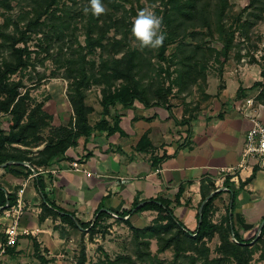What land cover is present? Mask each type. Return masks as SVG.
Masks as SVG:
<instances>
[{
	"label": "trees",
	"instance_id": "trees-1",
	"mask_svg": "<svg viewBox=\"0 0 264 264\" xmlns=\"http://www.w3.org/2000/svg\"><path fill=\"white\" fill-rule=\"evenodd\" d=\"M8 8L11 7V1L0 0ZM30 3L33 12L28 16L19 18L15 23L13 34H4L0 31L2 43L0 49L7 51L8 57L2 61L0 66V111L11 116V127L8 132L0 131V167L5 166V170L13 173L15 176H29L32 169L21 164H9L10 162H28L36 171L39 168H48L59 157L76 147L81 138H89L94 133H104L110 137L120 132V115L118 107L133 108L136 103L142 104L145 108L165 106L170 109L172 106L164 104L160 96L156 99L150 98L153 92L154 84L146 82L148 73H144L145 65L151 66L152 61L144 56L138 48H130L128 40L129 29L126 23L127 11L116 2V0H102L106 9L100 17L92 16L93 29L89 32L86 46L83 50L86 52L81 58L68 62L67 74L65 78L69 81L68 98L73 109V120L68 126L57 130L56 135L45 141V148L37 156L28 155L22 152L14 145L29 146L32 143L44 142L38 132L48 125L51 117L43 111V104L35 106L30 104V94L23 92L24 84L11 80V77L19 71L28 69L30 66L29 49L20 48V44L27 45L31 41L32 34H45V28L50 31L51 37L58 34V27H68L69 20L73 19L70 15V6H66L65 16L62 9L59 8L61 0H20ZM89 4V0H86ZM164 3V16L166 19V28L168 33L161 48L158 50V58L161 62L168 64L166 56L167 48L170 45H176L174 56L180 58L178 69L174 71L177 76L173 85L179 89L186 88L198 82L201 75L198 54L200 46H193V42H188V37L197 35L193 29L199 27L213 31L212 24V4L217 3L221 12L227 7L228 0H161ZM77 4V0H69ZM262 0H251L250 8L260 9ZM88 6V5H87ZM83 13V8L80 10ZM30 15H32L30 17ZM27 20L26 24L21 22ZM114 30L116 36L110 37L109 33ZM191 31V32H190ZM63 32V30H62ZM190 32L189 35H187ZM64 33V32H63ZM97 35V37H95ZM121 36L118 39V36ZM61 39V37H60ZM100 51V63L95 60H87L88 55ZM163 70V69H162ZM169 72V70H168ZM92 85L104 87L102 106L104 108L103 118L95 125L90 123L89 116L94 109L87 104V92ZM259 85V84H257ZM172 88L168 93H171ZM261 99H264V91L261 93ZM116 110L115 115H111L112 110ZM186 112V111H185ZM41 145V144H40ZM151 147L147 136H143L137 146L139 152H145ZM159 162V159L155 160ZM156 164V163H155ZM259 168H255L252 176L243 184H251L257 176ZM242 185V186H243ZM39 187L45 198L42 204L43 213L41 220L47 217H59L62 223L70 228L81 230L84 234L87 232L90 236L97 233L105 220L113 219L110 212L98 210L95 219L89 222H83L76 219V213L67 211L58 207L55 203L49 201L46 188L42 180H39ZM180 190L174 201L164 198H157L145 201L143 205L135 202L132 209L124 210L118 215V220L130 226L136 244V257L142 263L157 261L153 257L150 247L151 239H157L159 253L168 250H174L175 263L180 264H249L251 256L254 254V248L251 243L256 237L244 240L234 229L232 220L233 215H227L221 222L213 221L215 201L220 197V193L215 194L203 206L202 212L197 215L198 225L193 231L189 230L175 216V209L182 205ZM207 196L203 195L202 203ZM235 199V196H233ZM16 194L8 193L0 184V213L7 205L10 207L17 204ZM234 203L230 210H233ZM154 211L156 218L150 226L145 228L135 227L129 219L133 215ZM200 219V220H199ZM264 221V219H263ZM216 235L221 238L220 253L223 258L210 259L205 256L204 260H197L195 256L188 253H196L202 256L200 246H206V240L213 239ZM234 238L235 241L232 240ZM264 238V227L259 236L258 242ZM34 248L42 264H50L44 256L36 239L33 238ZM206 251H208L205 248ZM189 258L188 262L183 259ZM77 264H87L86 249L83 248ZM104 264H135L131 256H119L112 260L107 258Z\"/></svg>",
	"mask_w": 264,
	"mask_h": 264
},
{
	"label": "crops",
	"instance_id": "crops-1",
	"mask_svg": "<svg viewBox=\"0 0 264 264\" xmlns=\"http://www.w3.org/2000/svg\"><path fill=\"white\" fill-rule=\"evenodd\" d=\"M117 111L120 132L110 137L96 132L81 138L76 147L48 168L36 171L27 166L32 173L18 177L0 167L7 175L0 184L24 204L20 230L33 234L31 240H37L47 260L60 258L78 242L75 230L61 218L57 217L55 224L54 217L41 220L45 198L39 180L50 202L75 212L76 219L83 222L94 220L98 210L118 218L117 214L132 209L135 202L143 205L157 198L174 201L182 190V205L175 209V216L191 231L197 228V215L204 204L220 193L214 203L213 221L219 223L228 214L233 215L234 229L241 238L258 236L264 222V170H258L251 184L243 185L258 168L253 161L244 160L243 152L246 134L252 127L250 116L259 111L250 114L234 105L223 109L219 105L213 111L190 116L179 105L168 109L139 104ZM143 136L148 137L151 147L139 152L136 148ZM44 148L45 145L36 148L33 155ZM73 163H79L81 171H75ZM203 195L207 198L202 203ZM156 215L147 211L125 219L133 221L144 216L154 220ZM6 223L2 212L0 225ZM55 225L67 228L69 235H63ZM27 240L21 238L17 246L22 243L27 247Z\"/></svg>",
	"mask_w": 264,
	"mask_h": 264
},
{
	"label": "rangeland",
	"instance_id": "rangeland-1",
	"mask_svg": "<svg viewBox=\"0 0 264 264\" xmlns=\"http://www.w3.org/2000/svg\"><path fill=\"white\" fill-rule=\"evenodd\" d=\"M11 2V7L8 8L5 3L0 1V31L4 34H13L14 22L33 12L30 3L20 0ZM116 2L127 11V15H125L129 29L127 42L130 48H137L132 43L134 39L131 36L132 21L137 12L145 7H152L155 14L162 17V32L165 36L167 35L163 1L116 0ZM250 3L251 0H228L227 7L224 12H221L214 1L211 12L213 31L199 27L193 29L197 35L190 36L187 40L193 42V46L201 47L197 56L201 75L198 82L187 89H179L173 85L177 76L174 71L178 69L180 60L178 55L174 56L177 44L167 48L168 64L161 62L158 58V50L161 47L141 50L144 56L152 61L151 66H148L146 62L144 70V73L149 72L146 82L154 84L150 98L153 100L160 96L164 104L182 106L190 116L206 110L213 111L219 105L222 109L234 105L239 111L246 113L259 111L257 116L264 122V99L260 97L264 91V0L258 10L250 8ZM87 5L86 0H77V4L69 2V0H61L59 8L62 9L63 16L69 10L73 18L69 20L68 27L65 29H63L64 26L58 27V34H54L53 38L48 28H45L47 31L45 34H32L31 41L27 45L20 44L18 46L29 49L31 63L28 69L19 71L11 77V80L21 81L25 86L22 91H28L30 94V104L35 106L42 103L43 111L51 117L47 121L48 125L38 132L44 142L32 143L29 146L14 145L15 148H19L28 155H33L36 148L46 145L45 141L54 137L59 128L70 125L73 120V109L68 98L69 81L65 76L68 62L80 59L81 55L86 53L83 48L86 46L89 32L93 29L92 24H95L91 22V13L85 14L80 11ZM66 6H70V9L67 10ZM26 23L27 20L21 22L22 25ZM109 36H116L115 31L112 30ZM117 38L120 39L121 36L119 35ZM2 42L0 37V44ZM99 53L100 51H97L95 54L88 55L87 60H95L99 65ZM7 54V51L3 52V49H0L1 67L3 59L8 57ZM170 88L172 91L168 93ZM103 90L104 87L92 85L87 92L86 102L94 109L89 116L92 126H95L104 115ZM138 104L136 103V105ZM116 110L113 109L110 116L115 115ZM11 124V116L0 111V131L8 132ZM24 163L30 166L28 162ZM25 166L27 167V165ZM0 174H2L0 175L1 182L7 175L1 170ZM17 191L15 190V193ZM56 219L57 217H54L53 224ZM152 222L153 219L144 216L131 221L138 228L150 226ZM55 227L56 229L60 228L63 235H69L67 228L56 225ZM5 228V225H0V240L3 243L6 240ZM74 230L73 232L77 236V245L62 254L60 258L52 257L49 260L50 264H56V261H61L64 264H77L83 248L86 249L87 264H104L107 258L115 260L119 256H131L135 264H159L157 261L142 263L137 259L134 234L130 226L115 217L105 220L94 236H90L87 232L83 234L82 231ZM32 236L33 234L30 232L29 235H20L14 246L6 247L4 253L0 249V264H42L36 254L33 240H31ZM259 236L260 233L253 241L254 254L251 256L249 264H264V238L258 242ZM21 238L28 239L24 241L25 244H28L27 247L22 243L17 246ZM232 240L235 241L234 238ZM205 242V247L200 246L202 256L196 253L188 254L195 256L198 261L204 260L205 256L210 259L223 258L220 253L221 238L219 235ZM40 250H42L41 247ZM158 250L157 239H151L150 251L156 260L162 261L163 264H180L174 261V250L171 249L164 253H159ZM188 260L189 258L183 259L187 262ZM227 264H231V262L228 261Z\"/></svg>",
	"mask_w": 264,
	"mask_h": 264
},
{
	"label": "clouds",
	"instance_id": "clouds-1",
	"mask_svg": "<svg viewBox=\"0 0 264 264\" xmlns=\"http://www.w3.org/2000/svg\"><path fill=\"white\" fill-rule=\"evenodd\" d=\"M105 11L102 0H89L88 6L83 8L85 14L91 13L92 16L97 18L104 14ZM162 23V17L157 16L152 7H145L139 10L132 21L131 36L134 38L132 41L133 46L140 50L161 47L166 38L162 32ZM260 131L262 136H264V129ZM252 135H255V130ZM252 135L249 137L250 140ZM249 150L264 153V140L261 141L259 149L250 146Z\"/></svg>",
	"mask_w": 264,
	"mask_h": 264
},
{
	"label": "built area",
	"instance_id": "built-area-1",
	"mask_svg": "<svg viewBox=\"0 0 264 264\" xmlns=\"http://www.w3.org/2000/svg\"><path fill=\"white\" fill-rule=\"evenodd\" d=\"M250 120L252 123L251 129L246 134V142L245 148L243 152V158L245 161H253L254 164L261 170H264V153L259 151H250V146L254 147L255 149H259L261 146V141L264 140V136L261 134V129H264V123L261 121L259 116L252 115L250 116ZM255 130V135H252L253 131ZM250 135H252L251 140L249 139ZM72 167L75 171H81V165L79 163H73ZM41 170V168H39ZM24 205L19 198L17 200V204L10 207L9 204L7 205L6 209L3 211L4 217L7 221L6 228L4 229V233L6 235L5 243L0 240V249L4 253L6 247L14 246L16 243L17 238L20 235H29L27 230L21 231L20 230V220L23 216L24 212Z\"/></svg>",
	"mask_w": 264,
	"mask_h": 264
},
{
	"label": "water",
	"instance_id": "water-1",
	"mask_svg": "<svg viewBox=\"0 0 264 264\" xmlns=\"http://www.w3.org/2000/svg\"><path fill=\"white\" fill-rule=\"evenodd\" d=\"M9 164H21V165H27V166H29L27 163H24V162H22V163H19V162H10ZM6 165H3L2 167H5ZM205 205V204H204ZM203 209V208H202ZM264 227V222L262 223V225H261V227H260V229H259V233H261V231H262V228ZM254 242H252L251 243V245L253 244Z\"/></svg>",
	"mask_w": 264,
	"mask_h": 264
}]
</instances>
